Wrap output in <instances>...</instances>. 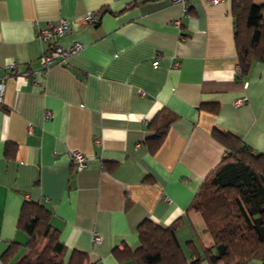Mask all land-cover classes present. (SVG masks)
<instances>
[{
    "label": "crops",
    "instance_id": "crops-1",
    "mask_svg": "<svg viewBox=\"0 0 264 264\" xmlns=\"http://www.w3.org/2000/svg\"><path fill=\"white\" fill-rule=\"evenodd\" d=\"M189 1L182 15L171 0H0V264L26 251L25 201L51 212L65 258L79 250L96 264H133L120 252L138 246L145 219L176 223L187 256L189 242L200 254L212 245L189 206L224 155L215 128L264 154V60L240 74L231 0ZM61 19L68 29L43 42L39 30ZM75 41L78 52L41 73L50 43ZM73 150L88 157L81 170Z\"/></svg>",
    "mask_w": 264,
    "mask_h": 264
},
{
    "label": "trees",
    "instance_id": "trees-1",
    "mask_svg": "<svg viewBox=\"0 0 264 264\" xmlns=\"http://www.w3.org/2000/svg\"><path fill=\"white\" fill-rule=\"evenodd\" d=\"M231 13L240 74L245 75L254 61L264 60V3L231 0ZM168 125L155 130L156 144ZM212 137L223 146L224 155L189 206L202 217L212 245L200 254L189 242L187 256L175 239L176 223L163 226L145 219L136 229L138 246L125 248L122 258L132 259L133 264H245L251 259L264 264V154L255 153L230 131L215 128ZM50 216L40 203L22 204L17 228L27 235L26 251L16 264H96L79 250L65 258V247ZM13 243L3 255L9 257L15 251Z\"/></svg>",
    "mask_w": 264,
    "mask_h": 264
},
{
    "label": "built area",
    "instance_id": "built-area-1",
    "mask_svg": "<svg viewBox=\"0 0 264 264\" xmlns=\"http://www.w3.org/2000/svg\"><path fill=\"white\" fill-rule=\"evenodd\" d=\"M173 3H179L181 5L182 15H187L190 9V1L189 0H171ZM212 3H216L219 0H207ZM95 12H88L85 15V21L88 23H93L96 18ZM174 23L179 25V19L175 20ZM68 21L66 19H61L57 24H48L45 28L39 30L38 37L45 43H49V40L54 35H60L68 29ZM81 43L78 41L73 42L69 47H63L58 43H50L49 46L44 50V52L39 57V62L41 64V73L44 74L48 67L55 64H63L66 62L67 58L81 49ZM7 69L9 72L15 73L16 70L14 68V64H8ZM26 74V73H24ZM5 89L4 79H0V105L3 102V94ZM244 98H238L234 100V104H242L244 102ZM49 112H46L45 117L50 116ZM70 159L72 164L77 170H81L87 163L88 157L80 152L73 150L70 154ZM94 241H99L100 237L96 234L93 237Z\"/></svg>",
    "mask_w": 264,
    "mask_h": 264
}]
</instances>
